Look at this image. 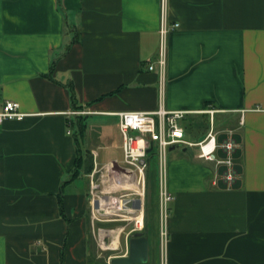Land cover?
Listing matches in <instances>:
<instances>
[{
	"label": "crops",
	"instance_id": "0c3cea01",
	"mask_svg": "<svg viewBox=\"0 0 264 264\" xmlns=\"http://www.w3.org/2000/svg\"><path fill=\"white\" fill-rule=\"evenodd\" d=\"M168 14L180 27L161 90L149 70L160 0H0V105L26 114L0 124V264H98L99 249L127 256L131 235L125 251L121 238L100 246L117 233L95 237L84 161L88 152L122 160L117 114L160 105L189 111L182 126L208 121L201 138L185 130L189 142L211 121L218 143L232 131L237 177L228 184L225 167L189 153L196 147L169 148L173 200L153 219L167 231L145 234L146 264H264V0H169ZM133 217L141 229L143 211Z\"/></svg>",
	"mask_w": 264,
	"mask_h": 264
},
{
	"label": "built area",
	"instance_id": "2783aa9c",
	"mask_svg": "<svg viewBox=\"0 0 264 264\" xmlns=\"http://www.w3.org/2000/svg\"><path fill=\"white\" fill-rule=\"evenodd\" d=\"M169 0H160V26H159V50L156 62L149 65V70H158L160 75L161 90H163L164 77L167 66L168 57V37L173 30L180 27L178 22L171 23L168 14ZM216 111L208 109L205 113L214 115ZM189 111H169L163 105L156 111H130L118 113L119 129L123 139V159L121 166L117 161H111L104 164L103 174L99 181L95 180V175L98 172V163L95 162L94 170L89 176L90 189L92 194L91 207L96 209V205L102 204L105 195L116 194L119 192H133L138 197V207L144 213V201L147 185V172L150 167L149 159L153 154L158 163L159 178H160V198L163 208L173 200L166 185L167 180V154L171 146L180 145L181 147H197L198 158L205 161L215 162L218 166L225 167L223 174L224 180L228 184H232L237 177V172L234 169L233 154L237 149V143L232 138V131H227L228 138L222 143H218V132L211 121V128L206 134V137L198 142L192 143L185 138V129L182 126V121ZM26 116L20 110L19 103L15 101H5L0 105V124L7 121H20ZM152 148L151 152H148ZM218 149H222L226 153L225 159L216 157ZM96 157V154H94ZM116 162V163H115ZM117 164L119 170L113 169V164ZM130 172V173H129ZM131 175L132 179H126ZM122 180V181H121ZM135 182L133 188L126 184ZM99 192L101 195L96 194ZM129 195V194H128ZM114 198V197H109ZM132 198V197H131ZM116 199V198H114ZM121 206L120 211L115 213V216H123L129 213L130 208L123 206L121 200L116 199ZM102 210V209H101ZM105 213V212H104ZM106 214V213H105ZM110 215V214H109ZM136 229L133 230L136 231ZM104 247V246H103Z\"/></svg>",
	"mask_w": 264,
	"mask_h": 264
},
{
	"label": "rangeland",
	"instance_id": "374dc122",
	"mask_svg": "<svg viewBox=\"0 0 264 264\" xmlns=\"http://www.w3.org/2000/svg\"><path fill=\"white\" fill-rule=\"evenodd\" d=\"M183 126L185 130L189 131V134H193L194 136L197 135V138H201L204 130L208 128L209 123L208 121L205 122H184ZM219 126L217 125V129ZM200 136V137H199ZM169 153V152H168ZM189 153L190 154H197L198 153V148H189ZM151 156V155H150ZM116 163V162H115ZM113 164V169L119 170L117 164ZM119 164L122 166V160H119ZM150 164V163H149ZM156 160L155 158L151 162V167H149L148 172H147V185H146V193H145V201H144V213L143 217H145L144 221V226L139 229L137 228L136 220L132 219L134 218L133 216L135 214H138L136 211L139 209L138 207V199L137 195L134 194L133 192H126L122 190V192L116 193V194H111V195H105L103 201H110L113 200L114 198L121 200V203L123 206H126L127 208H130V212L127 214H123V216H115L114 213L111 210L106 209L105 214L101 209L102 205L100 202L99 204L96 205V209L91 207V216L93 219V224H94V233L95 237L100 241V230L104 228L107 232H110V237L114 233H117L114 237V243L111 241V243L108 244H103L101 242H98L101 244L100 246H104V248L108 249L111 247L116 246L118 243L117 238H121V248L120 251H125L126 245H127V239L132 236L133 233L135 232H143L144 234L149 231L150 233L154 235L161 234L162 231H167L166 230V221H153L154 218L157 217V213L160 212V207H161V198H160V178L158 175V171L156 172ZM94 155L92 152H88L85 161H84V166H85V172L86 176L89 179L90 174H92L94 170ZM103 166L104 164L101 162H98V172L95 175V180L99 181L101 179V175L103 174ZM84 169L80 171V178L78 181L82 182L83 184L86 182L84 179ZM130 173V172H129ZM132 176L129 175L126 179H130ZM132 179V178H131ZM122 181V180H121ZM90 183V182H89ZM96 194H100L99 192H95ZM129 194V195H128ZM90 199H92V194H91V189H90ZM109 197H114V198H109ZM132 197V198H131ZM110 214V215H109ZM149 219V220H148ZM148 220V221H146ZM151 220V221H150ZM136 231L133 232L134 229ZM113 233V234H112ZM104 235V233H103ZM107 235V234H105ZM162 236L166 237V234H162ZM107 237V236H106ZM105 237V238H106ZM107 239V238H106ZM112 240V238H111ZM100 248V247H99ZM106 249V250H107ZM128 249V248H127ZM99 256L97 254L96 261L98 264H111V260L115 258L117 253L115 251L111 252L110 251H104L103 249H99ZM122 252L118 253L121 254Z\"/></svg>",
	"mask_w": 264,
	"mask_h": 264
},
{
	"label": "water",
	"instance_id": "95a60500",
	"mask_svg": "<svg viewBox=\"0 0 264 264\" xmlns=\"http://www.w3.org/2000/svg\"><path fill=\"white\" fill-rule=\"evenodd\" d=\"M179 145L170 147V150L179 149ZM184 151L187 148L183 149ZM152 148L148 152H151ZM149 260V237L143 232H135L129 240V253L124 257H115L111 264H146Z\"/></svg>",
	"mask_w": 264,
	"mask_h": 264
},
{
	"label": "bare ground",
	"instance_id": "6f19581e",
	"mask_svg": "<svg viewBox=\"0 0 264 264\" xmlns=\"http://www.w3.org/2000/svg\"><path fill=\"white\" fill-rule=\"evenodd\" d=\"M127 185L128 186L130 185L133 188L136 186V184H135V182H133V180L131 181V183L126 184V186ZM102 204H103L102 207H104L105 209H108V210H111V209L113 210L115 207L116 208H121V206L119 205L118 200H116V199H113V200H110V201H103L102 200Z\"/></svg>",
	"mask_w": 264,
	"mask_h": 264
},
{
	"label": "trees",
	"instance_id": "16d2710c",
	"mask_svg": "<svg viewBox=\"0 0 264 264\" xmlns=\"http://www.w3.org/2000/svg\"><path fill=\"white\" fill-rule=\"evenodd\" d=\"M76 108H77V107H76ZM154 158H155L154 155L151 154L150 159H149L150 167H151V162H152V160H153ZM81 164H82V159H81V158H77V160H76V162H75V165H76L75 168L79 170ZM78 170H77V172H79ZM145 234H146V233H145Z\"/></svg>",
	"mask_w": 264,
	"mask_h": 264
}]
</instances>
